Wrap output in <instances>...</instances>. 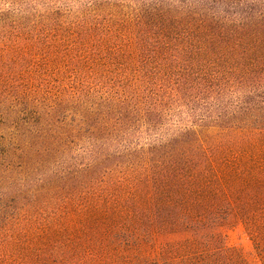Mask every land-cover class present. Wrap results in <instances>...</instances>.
Instances as JSON below:
<instances>
[{
	"label": "trees",
	"instance_id": "obj_1",
	"mask_svg": "<svg viewBox=\"0 0 264 264\" xmlns=\"http://www.w3.org/2000/svg\"><path fill=\"white\" fill-rule=\"evenodd\" d=\"M264 260V0H0V264Z\"/></svg>",
	"mask_w": 264,
	"mask_h": 264
},
{
	"label": "rangeland",
	"instance_id": "obj_2",
	"mask_svg": "<svg viewBox=\"0 0 264 264\" xmlns=\"http://www.w3.org/2000/svg\"><path fill=\"white\" fill-rule=\"evenodd\" d=\"M228 244L230 246L242 248L251 264H264V260L260 257V255L254 253L255 250L253 242L242 228L235 229L229 232Z\"/></svg>",
	"mask_w": 264,
	"mask_h": 264
}]
</instances>
